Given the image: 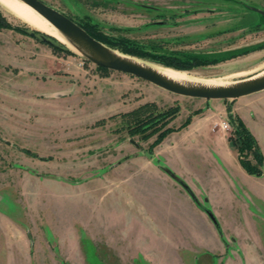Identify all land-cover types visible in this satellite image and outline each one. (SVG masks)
<instances>
[{"label": "rangeland", "instance_id": "rangeland-1", "mask_svg": "<svg viewBox=\"0 0 264 264\" xmlns=\"http://www.w3.org/2000/svg\"><path fill=\"white\" fill-rule=\"evenodd\" d=\"M41 1L79 24H96L104 40L136 54L113 49L145 63L179 69L157 56L217 59L216 63L179 69L214 82L235 81L263 70L258 67H263L264 52L220 55L215 50L237 42L247 46L264 43V16L252 9L264 10V0ZM0 12L12 26L45 45L58 62L56 73L67 82L61 86L62 93L50 95L55 82L47 81V73L31 72V64L24 62L30 43L9 42L0 35V264H203L200 255L186 252H181L182 259L157 262L135 253V233L149 237L151 227L132 225L133 216L145 219L147 215H140L136 189L145 177L131 160L155 157V147L170 132L186 126L193 111L210 106L217 112L230 104L234 115H242L251 107L247 105L263 100L264 90L238 100L208 101L176 95L123 72L103 75L79 51L69 50L35 24L1 8ZM2 30L1 34H22ZM50 37L64 45V50L42 42L45 38L58 45ZM33 92H41V101L30 97ZM145 102L160 109L181 105V116L173 123L178 127H171V120L167 125L171 131L158 141V133L145 138L130 135L122 114ZM188 109L194 110L187 114ZM256 123L264 145V115ZM230 125L228 138L234 137ZM180 153L203 158V139L190 148H180ZM159 160L153 163L168 174V166ZM147 180L157 182L155 177ZM183 183L186 187L179 185L193 199L188 191L194 195L192 189ZM254 202L264 212V205Z\"/></svg>", "mask_w": 264, "mask_h": 264}, {"label": "crops", "instance_id": "crops-1", "mask_svg": "<svg viewBox=\"0 0 264 264\" xmlns=\"http://www.w3.org/2000/svg\"><path fill=\"white\" fill-rule=\"evenodd\" d=\"M2 32L1 29L0 35H5L9 42L30 43L24 51L27 57H24V62L31 64L28 67L31 72L36 75L47 73V81L56 83L50 88V95L62 93L61 86L67 85V82L56 73L58 62L54 61L45 45L23 33ZM240 43L221 47L215 53L223 55L243 51L256 56L264 52L262 41L252 46ZM23 73L26 74V71ZM31 81L36 83L35 78ZM30 97L41 101V92H33ZM250 105L242 111V115L235 114L253 133L264 156V145L256 123L264 115V97L247 106ZM179 106V114L169 123L174 128L178 126L173 123L182 113V106ZM202 108L199 113L191 115L186 126L170 132L155 147V157L136 156L131 160L145 177L136 189L140 200L138 210L142 212L138 213L147 215V218L141 219L136 214L132 225L135 228L151 227L149 237H137L135 233L134 251L155 262L159 259H182L181 252H186L200 255L203 264H264V212L254 202L256 200L264 205V176L251 175L243 169L236 147L230 144L227 132L220 130L218 124L229 121L226 110L216 112L210 106ZM192 110L188 109L186 113ZM201 139L203 158L180 153V148H190ZM156 158L192 189L203 206L210 209L217 225L175 178L153 163ZM147 177H155L157 182H150Z\"/></svg>", "mask_w": 264, "mask_h": 264}, {"label": "water", "instance_id": "water-1", "mask_svg": "<svg viewBox=\"0 0 264 264\" xmlns=\"http://www.w3.org/2000/svg\"><path fill=\"white\" fill-rule=\"evenodd\" d=\"M46 19L86 60L96 66L133 75L180 96L205 100H235L264 90V74L247 76L228 85H202L174 81L148 66L130 60L91 36L80 24L41 0H21ZM264 16V10L252 7ZM34 34V33H31ZM44 40H46L44 38ZM49 41V40H48ZM207 213V212H206ZM212 220L213 215L207 213Z\"/></svg>", "mask_w": 264, "mask_h": 264}, {"label": "trees", "instance_id": "trees-1", "mask_svg": "<svg viewBox=\"0 0 264 264\" xmlns=\"http://www.w3.org/2000/svg\"><path fill=\"white\" fill-rule=\"evenodd\" d=\"M81 26L91 36L103 42L104 44L108 45L109 47L118 48L121 51L126 52V53L136 54L135 51L129 48H124L122 45L117 46L111 42L109 43V41L104 40L100 36V34H98V30L96 29V24L83 23L81 24ZM2 28L13 29L21 33H27L26 30H23L19 28L18 26H12L10 23H8L0 12V29ZM29 34L34 36L31 33ZM50 39L58 43V45L53 44L51 41L44 40V39L42 40V42L48 44L54 50H64L63 48L64 45L60 44L56 39L52 37H50ZM244 53L245 52H243V54ZM235 56H231V57H235ZM157 58L165 60L166 65L173 66L179 69H189L191 67H196L199 65H208L209 63H216L218 61L217 59L216 60L215 59L206 60V59H202L197 56H192V58L188 60H176V59L174 60L173 58H170V56H157ZM85 61H88V60L85 59ZM96 68L100 72H102L103 75H107V73L110 72V70H108L107 68L101 67V66H96ZM224 101L226 102L228 100H224ZM179 110H180V106L178 103H175L174 105H171L167 108L160 109L153 102H145L143 104H140L138 107L132 109L131 111L122 114V116L126 117L128 121L126 128L130 135L140 134L142 138H145L153 133H158V138H157V141H158L165 134L171 131V128L168 127L167 125L171 120H173L176 117ZM226 110H227V117L229 119V122L233 124L234 126V131H233L234 137L230 136L228 139H229L230 144L235 146L238 151L240 164L249 174H253L256 176H260L264 174L263 170L261 169L263 157L258 149L255 138L250 133L248 128L244 125L242 120L238 116L232 113V107L230 104H227ZM197 112H199V110L193 111V114ZM189 119H190V116L188 117L185 124L189 121ZM249 155H251L255 163H253L250 160ZM165 170L168 172V174H170L178 182L184 185L183 181L177 175H175L170 169L165 168ZM188 191L192 195L196 204L202 210H204L207 213L208 212L211 213L210 209H208L207 207H204L201 203L198 202V200L194 197V195L191 193L189 189ZM214 222L217 225V222L215 220Z\"/></svg>", "mask_w": 264, "mask_h": 264}, {"label": "bare ground", "instance_id": "bare-ground-1", "mask_svg": "<svg viewBox=\"0 0 264 264\" xmlns=\"http://www.w3.org/2000/svg\"><path fill=\"white\" fill-rule=\"evenodd\" d=\"M0 8L10 14L17 15L18 17L22 18L23 20L27 22H31L35 24V26L42 30L43 32L55 37L60 42L66 44L71 51H76L75 47H73L70 42L61 34L59 33L46 19H44L40 14H38L35 10H33L30 6L22 2L21 0H0ZM120 55L133 60L139 64H142L144 66H148L152 68L153 70L157 71L158 73L181 83H190V84H202V85H210V86H218V85H228L232 84L235 81H227V82H214L209 81L205 79H200L196 77V74L192 71H184L179 70L171 67H165L161 65H153L149 63L142 62L134 57L128 56L126 54H122L118 51H116ZM263 67H258V69L263 68V70L252 74L253 76H259L264 74V64L261 65ZM217 81V80H216Z\"/></svg>", "mask_w": 264, "mask_h": 264}, {"label": "built area", "instance_id": "built-area-1", "mask_svg": "<svg viewBox=\"0 0 264 264\" xmlns=\"http://www.w3.org/2000/svg\"><path fill=\"white\" fill-rule=\"evenodd\" d=\"M218 126L220 127V130H222L223 132L229 131L231 128L229 121H222L220 122V124H218Z\"/></svg>", "mask_w": 264, "mask_h": 264}, {"label": "flooded vegetation", "instance_id": "flooded-vegetation-1", "mask_svg": "<svg viewBox=\"0 0 264 264\" xmlns=\"http://www.w3.org/2000/svg\"><path fill=\"white\" fill-rule=\"evenodd\" d=\"M79 24V23H78ZM81 25V24H80Z\"/></svg>", "mask_w": 264, "mask_h": 264}]
</instances>
